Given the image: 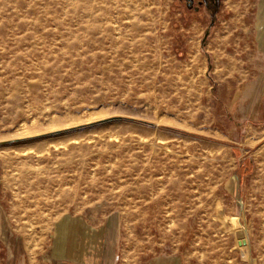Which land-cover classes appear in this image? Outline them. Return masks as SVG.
<instances>
[{
  "label": "rangeland",
  "instance_id": "obj_1",
  "mask_svg": "<svg viewBox=\"0 0 264 264\" xmlns=\"http://www.w3.org/2000/svg\"><path fill=\"white\" fill-rule=\"evenodd\" d=\"M232 7L0 0V217L33 252L111 214L118 264H264V125L233 105L259 58Z\"/></svg>",
  "mask_w": 264,
  "mask_h": 264
},
{
  "label": "crops",
  "instance_id": "obj_2",
  "mask_svg": "<svg viewBox=\"0 0 264 264\" xmlns=\"http://www.w3.org/2000/svg\"><path fill=\"white\" fill-rule=\"evenodd\" d=\"M233 17L240 20L236 28L249 34L253 30L257 75L248 82L253 88L240 94L234 102V114L247 124L264 125V0H231ZM244 83L241 88L246 84ZM121 220L107 215L104 218L85 215H67L56 225L52 239L46 248L47 258L41 252H33L27 239L13 231L9 221L0 217V264H118ZM186 256L176 251L162 250L156 263L185 264ZM184 260V261H183Z\"/></svg>",
  "mask_w": 264,
  "mask_h": 264
},
{
  "label": "water",
  "instance_id": "obj_3",
  "mask_svg": "<svg viewBox=\"0 0 264 264\" xmlns=\"http://www.w3.org/2000/svg\"><path fill=\"white\" fill-rule=\"evenodd\" d=\"M238 214V211L233 210V216H236ZM234 222H241V218H233ZM236 231L237 238L239 239V244L241 246H247L248 240L246 237V232L242 225H239ZM242 258L243 260H249V247L241 248Z\"/></svg>",
  "mask_w": 264,
  "mask_h": 264
}]
</instances>
